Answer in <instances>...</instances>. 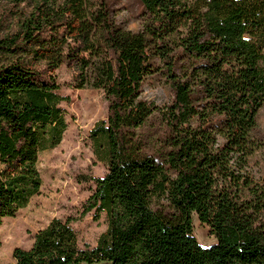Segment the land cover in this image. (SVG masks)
<instances>
[{"label":"trees","instance_id":"trees-1","mask_svg":"<svg viewBox=\"0 0 264 264\" xmlns=\"http://www.w3.org/2000/svg\"><path fill=\"white\" fill-rule=\"evenodd\" d=\"M115 1L11 0L0 17V228L39 194L38 154L66 131L55 72L100 90L108 114L89 133L107 172L80 214L105 213L106 231L80 249L76 218L53 219L15 264H264V180L248 169L264 0H134L136 31ZM154 79L163 111L142 97ZM193 216L214 245H198Z\"/></svg>","mask_w":264,"mask_h":264},{"label":"rangeland","instance_id":"rangeland-1","mask_svg":"<svg viewBox=\"0 0 264 264\" xmlns=\"http://www.w3.org/2000/svg\"><path fill=\"white\" fill-rule=\"evenodd\" d=\"M10 1L0 0V17L9 10H15L11 8ZM114 5L118 19L124 20L128 29L136 31L139 26V20H136L138 4L134 0H116ZM55 75L60 86L57 94L67 99L59 105L64 110L66 131L57 147L38 154L37 169L42 180L39 194L15 217L2 221L0 264H15L13 250H29L34 243V235L45 229L53 219L64 221L68 217L76 218L71 227L80 249L85 246L94 248L99 236L107 229L103 212L99 213L96 221L93 220L94 212L80 217L83 205L95 188L91 179L102 178L107 172L105 163L93 155L89 139L93 125L107 120V103L100 90H74L70 71L65 65ZM142 97L163 111L172 96L163 81L154 79L144 86ZM251 136L257 149L250 155L248 169L256 180H264V106ZM192 220V235L198 245L202 248L214 245L216 240L208 234V227L195 216Z\"/></svg>","mask_w":264,"mask_h":264}]
</instances>
